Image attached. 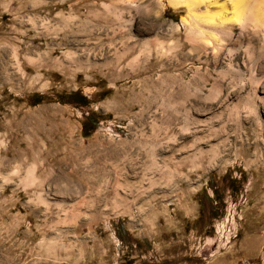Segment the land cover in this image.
<instances>
[{"label": "rangeland", "instance_id": "374dc122", "mask_svg": "<svg viewBox=\"0 0 264 264\" xmlns=\"http://www.w3.org/2000/svg\"><path fill=\"white\" fill-rule=\"evenodd\" d=\"M229 2L0 0V264H264V0Z\"/></svg>", "mask_w": 264, "mask_h": 264}, {"label": "bare ground", "instance_id": "6f19581e", "mask_svg": "<svg viewBox=\"0 0 264 264\" xmlns=\"http://www.w3.org/2000/svg\"><path fill=\"white\" fill-rule=\"evenodd\" d=\"M249 1H254V0H230L231 3L230 2L229 3L232 5L233 8V16L231 18L228 17L227 10L225 8L226 5H224V7L221 6L222 7L221 13H218L216 15H210L208 12H206V14L203 15L202 17H199V19L204 20L206 23L211 24L213 26L224 25L225 23H231V24L252 23L254 24V27H257L260 16L258 15L257 11L250 10L251 7L250 8L246 7L247 2ZM170 2L174 6L180 4H184V5L186 4L188 9H192L193 6H198V5L199 6L206 5L208 8L211 5L217 4V0H170ZM244 3H246V6H244Z\"/></svg>", "mask_w": 264, "mask_h": 264}, {"label": "trees", "instance_id": "16d2710c", "mask_svg": "<svg viewBox=\"0 0 264 264\" xmlns=\"http://www.w3.org/2000/svg\"><path fill=\"white\" fill-rule=\"evenodd\" d=\"M75 100H77L78 103L80 104H86L85 99H81L82 97L80 96L79 93L73 95ZM79 100V101H78ZM93 121L92 117H88L82 124L83 127V134L84 136L88 137L91 134H93L97 128V123L93 122L92 125L90 123Z\"/></svg>", "mask_w": 264, "mask_h": 264}]
</instances>
